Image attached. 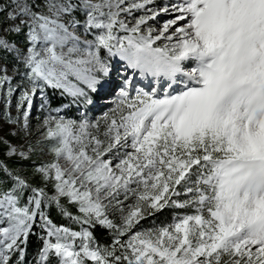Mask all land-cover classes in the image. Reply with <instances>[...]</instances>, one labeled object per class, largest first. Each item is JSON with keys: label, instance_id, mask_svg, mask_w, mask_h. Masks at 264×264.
<instances>
[{"label": "snow or ice", "instance_id": "6c2138e0", "mask_svg": "<svg viewBox=\"0 0 264 264\" xmlns=\"http://www.w3.org/2000/svg\"><path fill=\"white\" fill-rule=\"evenodd\" d=\"M0 122V264H264V0H0Z\"/></svg>", "mask_w": 264, "mask_h": 264}, {"label": "rangeland", "instance_id": "374dc122", "mask_svg": "<svg viewBox=\"0 0 264 264\" xmlns=\"http://www.w3.org/2000/svg\"><path fill=\"white\" fill-rule=\"evenodd\" d=\"M166 18L167 17H160L161 20H164ZM8 74L12 75V66L10 64H9V73ZM139 86H144V85H139ZM145 90H147V88ZM111 100H112V97L109 96L107 98V100L101 102L103 106L98 104L97 106L90 108L89 111H88L89 118H91V119L99 118L103 114V112L107 111L108 108L111 107ZM10 111H11V114L13 116H15V114H16L15 97L12 100V107H11ZM63 114L66 115L69 118H78L79 115H80V112H78L76 110L75 106H71V107L65 109ZM30 119H31L32 127H33V132L35 133L36 132L37 122H38L39 119H41V109L39 107V101L38 100L36 101V103L34 104L32 110H31ZM10 131L14 132L15 129L12 128L11 126L5 124V123L0 122V138H3L5 140H7L12 145H17V144H23L24 143V140L18 139V138L14 137V136H11V135H8V133ZM37 139H39V135L38 134L34 135V137L32 138V143H35ZM34 158L35 159L44 160V159H48L49 157L37 154L36 156H34ZM175 198L176 197H174V199ZM180 199H183V197H180ZM168 209L170 211H173V208H168ZM188 210H190V209H188ZM180 214H183V213H180ZM175 215H177V214L172 215L170 218L168 217V218L158 219V220L155 219L154 216H152V217H149L147 220L142 221V225H143V227L148 228V227L153 226V224L160 225V224L171 223L172 220H173V217Z\"/></svg>", "mask_w": 264, "mask_h": 264}, {"label": "trees", "instance_id": "16d2710c", "mask_svg": "<svg viewBox=\"0 0 264 264\" xmlns=\"http://www.w3.org/2000/svg\"><path fill=\"white\" fill-rule=\"evenodd\" d=\"M49 95L51 96L52 105L54 107H61L63 103H67V101H61L58 96L51 95V93H49ZM5 151H6L5 146L0 145V159H6L9 164H13V161L11 159L4 157ZM33 159L36 160L37 162L40 161V159H35L34 157H33ZM30 164H31V161L22 162V166L25 168L26 171L31 170ZM14 166L15 167H21V162H15ZM186 212H190V210H188V209H173V211H170L168 208H165L161 212L157 213L154 216V218L157 220L168 218V217L170 218L174 214L186 213ZM51 216H52V219L54 220V222L57 223L58 225L64 224L65 226L76 227L70 221H68L66 218L61 217L58 214V212L53 211L51 213ZM94 235L101 244H107V243H110V241H111V237L108 235V233L105 229L97 227L94 230ZM38 247H39V241L36 240L35 237H31L30 242H29V246H28V258L29 259L32 258V256L34 255V253L36 252Z\"/></svg>", "mask_w": 264, "mask_h": 264}, {"label": "bare ground", "instance_id": "6f19581e", "mask_svg": "<svg viewBox=\"0 0 264 264\" xmlns=\"http://www.w3.org/2000/svg\"><path fill=\"white\" fill-rule=\"evenodd\" d=\"M143 83H146L145 81ZM146 85V84H145Z\"/></svg>", "mask_w": 264, "mask_h": 264}]
</instances>
